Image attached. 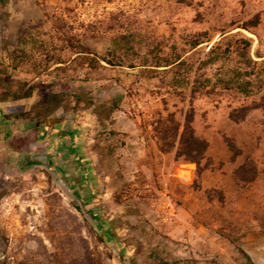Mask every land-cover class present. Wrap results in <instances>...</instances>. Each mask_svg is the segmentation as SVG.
I'll use <instances>...</instances> for the list:
<instances>
[{"label":"rangeland","instance_id":"rangeland-1","mask_svg":"<svg viewBox=\"0 0 264 264\" xmlns=\"http://www.w3.org/2000/svg\"><path fill=\"white\" fill-rule=\"evenodd\" d=\"M227 31L264 60V0H0V264H264V111L228 118L264 89L195 95L208 146L188 162L176 154L187 93L141 65L212 36L197 57ZM17 81L38 87L13 101ZM9 107L24 115L5 121Z\"/></svg>","mask_w":264,"mask_h":264},{"label":"trees","instance_id":"trees-1","mask_svg":"<svg viewBox=\"0 0 264 264\" xmlns=\"http://www.w3.org/2000/svg\"><path fill=\"white\" fill-rule=\"evenodd\" d=\"M242 28L247 29L246 26H242ZM211 39L212 36L197 34L190 41H187L189 49L184 51L183 54L176 53V47H174V51L169 54L155 55L153 60L149 61L150 64H147L148 61L145 60L141 64L148 70L155 72L162 70L164 73H170V85L172 90H174L173 92L177 95L187 93L189 108L183 116L182 131L179 134V145L181 148L176 151V154L183 156L184 160L188 162H197L201 159L208 146L206 140L199 139L194 135L191 126V103L195 95L200 93V95L210 96L233 92L241 97H249L260 93L264 89V60L256 61L251 57V40L248 37L239 31L222 32L217 41L200 49L197 57H194L193 54L190 55L199 45L208 43ZM126 42L125 36L114 38V48H127ZM187 53L189 54L186 55ZM76 54L88 57L90 51L85 47H80ZM90 56L88 59L89 64L99 60L112 64V61L107 56L94 55V53ZM256 57L259 59L263 58V56ZM133 66L130 65V67ZM5 86L7 95L13 101L31 97L35 88L38 87L37 84L27 81L6 83ZM53 97L56 98V96ZM253 109H262L264 111V92L260 95L259 102L252 105H238L232 108L228 118L233 123H241ZM7 110V113L3 116L5 121L18 119L24 115L22 111H17L14 107H9ZM170 121L174 122V119L171 117ZM179 126L180 123L177 122L175 127H173V138L177 136ZM228 147L233 157L238 155V150L233 144L229 143ZM245 166L252 169V161L249 157H246L241 168L244 169ZM255 174L256 170L253 168V175L248 181H252ZM236 247L250 261V257L238 245Z\"/></svg>","mask_w":264,"mask_h":264},{"label":"crops","instance_id":"crops-1","mask_svg":"<svg viewBox=\"0 0 264 264\" xmlns=\"http://www.w3.org/2000/svg\"><path fill=\"white\" fill-rule=\"evenodd\" d=\"M261 145L262 146H264V137H263V139H262V141H261ZM261 168H262V170H261V180L264 182V155L261 157ZM221 176H224L222 173H221ZM220 183H221V181H220Z\"/></svg>","mask_w":264,"mask_h":264},{"label":"built area","instance_id":"built-area-1","mask_svg":"<svg viewBox=\"0 0 264 264\" xmlns=\"http://www.w3.org/2000/svg\"><path fill=\"white\" fill-rule=\"evenodd\" d=\"M167 206H169V214H170L169 218L171 219V217H173L175 214H174V211H173L172 207L170 206L169 199L167 200Z\"/></svg>","mask_w":264,"mask_h":264}]
</instances>
